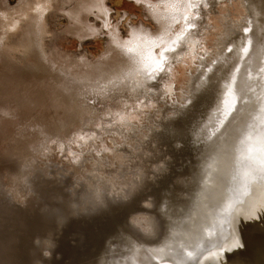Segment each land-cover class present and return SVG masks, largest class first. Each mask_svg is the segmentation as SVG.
I'll return each instance as SVG.
<instances>
[{
    "label": "rangeland",
    "instance_id": "1",
    "mask_svg": "<svg viewBox=\"0 0 264 264\" xmlns=\"http://www.w3.org/2000/svg\"><path fill=\"white\" fill-rule=\"evenodd\" d=\"M36 2L46 5L37 36L31 16L13 15ZM4 14L0 264H187L181 256L188 248L197 243L209 250L207 242H189L197 239V220L203 223L216 204V187L237 186L247 176L264 199V172L241 165L243 175L233 182L240 169L231 163L243 136L259 156H242L264 162V141L253 137L264 101V0H0ZM232 22L240 27L216 51L223 24ZM146 53L164 59L148 101L129 93L140 67L127 73ZM231 82L234 100L225 114ZM84 118L89 128L81 131ZM135 145L145 178L130 202L107 212L119 220H61L91 169L98 162L115 168ZM222 164L228 165L224 173ZM21 179L28 190L15 185ZM260 192L246 194L247 208ZM142 211L160 223L153 242L125 226L129 213ZM225 224L236 228L227 221L212 228L217 233ZM101 233L108 238L99 246ZM40 241H47L48 252L35 250ZM219 243L226 251V242Z\"/></svg>",
    "mask_w": 264,
    "mask_h": 264
},
{
    "label": "bare ground",
    "instance_id": "2",
    "mask_svg": "<svg viewBox=\"0 0 264 264\" xmlns=\"http://www.w3.org/2000/svg\"><path fill=\"white\" fill-rule=\"evenodd\" d=\"M191 2L189 1V3H191ZM45 6L46 5L41 3V2H36V3H33L31 6H28V7L25 6L26 8H20L13 15H15L17 17L16 20H21V19H24V18L31 16V18L33 19V30L35 32V35L37 36L40 33L42 26H43V19H42L43 14H42V12L44 11ZM0 17L8 18V15L4 14V15H0ZM221 18H223V17H221ZM173 21H174V19H173ZM185 21H186V19H185ZM239 22H241V21H239ZM239 22H235V23L232 22V24L229 26H227V23H225L226 25L223 24L224 25V27L222 26L223 30L220 33V36L217 38V42L215 43L216 51L219 50L218 48H220L221 46H224L228 42L229 38L232 37L233 33L238 30V28L240 27ZM16 25H17V21H15V19L13 21H11L10 26H11L12 30ZM250 36H251L250 37V39H251L250 48H251V45L253 44V36L252 35H250ZM192 45L194 46V43H192ZM191 48H193V47H191ZM191 48H190V50H191ZM250 48H249V50L247 49V53H250ZM247 53H244V56L247 55ZM142 59H143V61L140 64L141 66L135 64L136 67L134 68V65L131 64V67H129L127 70V73L129 74L130 72H133L136 68L139 69V67H140L139 71L137 72V75L132 77L133 81L131 80V82H130V86H129L130 92L129 93L133 97H140L141 99H143V100L145 99L146 101H148L146 98H148V96L150 97V95L153 93V89H152L154 87L153 81L155 79H157L156 77L160 74V71H162L164 59L162 58L161 61H158V60H156V58L154 59L152 55L147 54V53H146L145 57ZM138 63H140V61ZM119 84H120V82H119ZM127 84H129V83H127ZM117 87L119 88V86H117ZM120 87H122V86H120ZM125 87H127V86H125ZM122 88H124V87H122ZM229 88H230V90H232L233 88L235 89V83L231 82V85L229 86ZM185 92L186 91H184V93ZM228 92L230 93L229 96H227L228 100L226 99V101L224 102V104L222 106L223 107L222 111H224L225 114H227L229 112V110L231 108V106H230L231 102H233V100H234L233 94H235L233 92V90H232V92L231 91H228ZM85 119L86 118H84L83 120L81 119L78 123L79 124L78 127L80 128L79 130H81V131L89 128V125L85 121ZM262 124H264V122H262V120L258 119L257 123H256V127L257 126L259 127L258 128L259 133H261L262 131L264 132V130H263L264 125H262ZM247 134H249V133H247ZM245 141L246 140L243 136L242 139L240 140V142L237 143V146L238 147L243 146L245 144ZM259 144H261V142ZM138 148H140L139 145H135V146H133V148H131L132 150H129L128 155L125 154V156L124 155L122 157L120 156L121 158L119 159V161L117 163H115L116 164L115 168L113 166H111L112 168L103 169V168H101L102 163L100 165V163L98 162L96 164L97 167L95 166L96 168L94 167L93 169H91L92 171L90 173H88L83 178L82 187H81V191H80L79 195L72 202L70 201L67 203V205L65 207L66 211L70 215L84 214V213L95 211V210H97V209H99V208H101L107 204H110V203L126 202V201H129L130 199H132L133 195L137 192L138 188L141 186L142 181L145 178V170L142 168V166H140L135 161V158L137 159V157H136L137 155H135V151H137ZM115 157H117V156H115ZM93 165H94V163H93ZM15 185L19 188H23V190H26V189L28 190L27 182L25 181V179L17 180ZM261 206L263 209L258 210L257 212H253L251 214V216L257 217L259 222L264 221V199L261 201ZM144 209L147 210L148 206L145 205ZM131 213H129L127 216V225L129 226V228L132 229L133 232L141 238H144L146 240L153 239V237H155V235L157 233L156 218L154 219V217H151L149 214H146L145 211H142L141 213H138L137 215H131ZM210 214H209V216H210ZM214 218H216V217H214ZM231 222H236V228L232 231V229H228L226 227L227 224H225L224 227L218 229L217 230V236L218 237H215L217 243L215 241V243L212 245V247L215 249V252H219L220 251L219 248H221V244L219 243V241L221 243L225 241L226 242L225 245L228 246V247L224 248L225 245H223V249L226 250V254H227L226 259H228V261L225 262L226 264H250V262L242 261L241 258H237V259L232 258L230 256V254H228V253H230V250L235 248L236 245L240 242V240L237 239V236L242 235L243 237H247V238L251 237V236H247L248 234H250V232H248L249 226H248V223L246 221L244 223H242L241 227H240V224H241L240 221H235V220H233V221L229 220L228 221L229 224ZM242 229H244V231L239 232V230H242ZM209 230H210V227L208 228V231ZM212 231H213V229H212ZM261 231L264 232L263 229ZM223 233H225L224 239L222 238ZM234 236H235V238H234ZM228 238H230V239H228ZM196 244L192 246L193 248L192 247L188 248V249H190V250H188V253H187L188 256H185L184 254H182L181 261L183 263L195 264V262L198 258L204 259V257L209 256L207 253V247H205V245L203 246L201 244H197V245ZM35 250L37 252L40 250L41 253L43 254L42 251L48 252L50 250V246L47 243V241L46 242L42 241L38 246H36ZM40 251H39V254H40ZM51 251H54V250H51ZM249 251H250V249L246 248L245 256L249 254ZM220 252L224 253L223 250ZM262 254L264 255V253H262ZM37 256H38V254H37ZM219 258L224 259L225 257L221 254V256ZM165 259H166V257L163 258L162 262H164ZM222 259H220V260H222Z\"/></svg>",
    "mask_w": 264,
    "mask_h": 264
},
{
    "label": "water",
    "instance_id": "3",
    "mask_svg": "<svg viewBox=\"0 0 264 264\" xmlns=\"http://www.w3.org/2000/svg\"><path fill=\"white\" fill-rule=\"evenodd\" d=\"M256 123L257 120H262V122H264V101L260 102L258 104V110L256 112ZM264 125V124H262ZM258 126L256 127V133H255V137H257L255 140L258 141H263L264 140V132L262 131L261 133H259L258 131ZM264 130V129H263ZM246 143L241 146L238 147L237 145L235 146V155H233V157L235 158L234 160L231 161V163H234V169L235 171L237 170L239 171L238 174L232 175L233 182L235 180L238 181V179H240V177L243 175H241L242 170H241V165H249L250 167H255V173L256 175L259 172H264V162L263 163H259L260 161H254L252 160V156L251 157H243L242 155L245 153V151H252L254 150V148L256 147V145H253V143H250V141L247 139L245 141ZM253 155H257V157L259 156L258 151L257 154L252 153ZM259 159L264 161V155L262 154V157H259ZM223 165V164H222ZM228 165H223L220 166L218 168V171L220 173H224V170L227 169ZM248 166V167H249ZM231 169V166H230ZM258 170V171H257ZM254 173V175H255ZM247 176L241 177V180L243 182L238 184L237 186H234L233 184L229 185L228 188H224V186L222 188H217L216 190H214V193L216 191V196H214V198H216V204H212V211L210 216H208L204 222H200V220L198 221V226L197 229L195 231V234L197 235V239H192L189 243H192L193 241H200V242H207L208 246H209V250H207V253L209 256L204 257V259L198 258L195 262V264H226L225 262L228 261V259H226L227 254L226 251L220 252L222 250H220L219 252H215V249L212 247V245L215 243L217 236V233L214 232V228H212V225L215 226L216 222H223V221H229V220H235V221H239V218H241V213L242 214H248L247 217L241 218L240 219V227L242 225V223H244L245 221L248 223L249 226V231L250 234H248L247 236H251L249 238L247 237H243L241 236H237V239L240 240V242L236 245L235 248L230 250V256L232 258H241L242 261L244 262H250V264H264V255L262 253H264V232H262L261 230L263 229L264 231V221L263 222H259L257 217H253L251 216V214L253 212H257L258 210L263 209L261 206V201L263 200V193L260 192V190L258 189V185L255 184L253 185L250 184L248 178H246ZM245 180V182H244ZM236 181V182H237ZM239 183V182H238ZM241 184L243 186H241ZM214 189V188H213ZM227 189V190H225ZM259 190V191H258ZM264 191V189H263ZM262 193L261 197L259 196L258 198L256 197V199L254 200L253 203H256V205L247 208V204L249 201H251V199L245 198L246 194L251 195V197H254V193ZM225 193V194H224ZM132 199H130L129 201L126 202H117V203H110L107 204L104 207H101L95 211L92 212H88L85 214H76V215H70L65 209L64 211L59 214V217H61V220H65V218L68 217H72L73 219H83L84 221H91V220H98V218H105V217H109L112 216L113 220L118 221L119 218H116L117 216L115 215H108L107 212L110 211V209H115L118 207H123V205H126L128 202H130ZM214 203V202H213ZM65 208V206H64ZM238 213V215L236 214ZM236 214L237 216L234 217L233 215ZM120 215V214H119ZM128 216V215H127ZM216 217V218H214ZM157 222V233L155 235V237H153V239L151 240H146L144 238H141L139 236H137L132 229L129 228V226L127 225V217H125V226L127 227V229L129 230V232L134 235L137 239L149 243V242H153L155 241L161 234V227H160V223L156 220ZM257 226V227H256ZM210 230L208 231L205 228H209ZM239 228V227H238ZM213 229V231H212ZM243 232L244 229L239 230V232ZM247 232V231H246ZM245 232V233H246ZM208 233H213V234H208ZM244 233V234H245ZM216 234V235H215ZM257 236V237H256ZM202 237H205L202 238ZM108 236L105 235V233H101L98 234L95 238V241L99 242V246L103 245L107 240ZM210 238V240L208 241V239ZM213 238V240H212ZM235 238V236H234ZM236 239V240H237ZM212 240V241H211ZM98 244V243H97ZM246 248H249V254L245 256V252H246ZM229 252V251H228ZM253 253V254H252ZM221 254L225 257L224 259L219 258L221 256ZM185 256H188L187 253H184ZM222 259V260H220ZM223 261V262H222Z\"/></svg>",
    "mask_w": 264,
    "mask_h": 264
}]
</instances>
